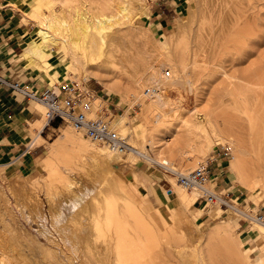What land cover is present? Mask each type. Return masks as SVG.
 I'll return each instance as SVG.
<instances>
[{"label":"bare ground","instance_id":"bare-ground-1","mask_svg":"<svg viewBox=\"0 0 264 264\" xmlns=\"http://www.w3.org/2000/svg\"><path fill=\"white\" fill-rule=\"evenodd\" d=\"M234 2L188 1L163 42L148 25L134 23L135 18L147 15L146 0H34L29 10L23 11L24 21L32 23L34 32L29 35L22 58L44 71L47 77L59 68L64 76L75 77L82 72L129 107L137 105L142 118L138 125L141 133L134 134L127 112L117 114L113 125L127 146L115 152L92 143L67 124L61 137L88 167L89 175L87 172L85 176L79 174L82 177L79 179L67 166L68 170L59 171L55 165V147L48 144L50 151L45 157V166L50 173L37 179L42 178L46 189L50 185L46 191L50 224L63 247L54 233L42 224L38 226L46 242L26 230L9 206L0 184V234L5 238L0 241L3 249L0 264H155L152 252L163 240L170 249L174 247L177 255L189 256L190 264H205L206 255L212 261L219 241L227 250L235 242L243 263L264 264V256L247 259L240 249L242 240L233 231L230 221L216 222L200 234L202 238L199 235L202 244L196 242V235L202 233L201 223L194 222L195 217L187 213V208L193 204L197 190L187 191L170 178L176 193L174 207L167 210L156 207L154 213H148L136 200L140 180L135 173L132 172L135 178L127 181L117 167L110 166L111 161L127 153L130 158L140 157L185 172L201 163L197 161L192 168L187 165L189 157L200 156L197 158L201 159L211 149L215 138L232 152L226 163L233 182L250 190L264 187V59L258 61L255 68L250 66L236 74L222 66L215 51L210 52L212 43L233 15ZM210 8L216 11L213 16ZM236 10L234 18L240 11ZM232 20L234 23L235 19ZM53 54L58 59L55 65L49 61ZM176 55L181 58L179 61L174 59ZM164 66L173 73L170 71V75L165 76ZM205 69L210 78L219 75L208 81L211 87L202 93L206 96L205 106L186 109L180 104L181 99L168 96L171 90L198 88L202 79L195 73ZM77 83L81 86L83 81ZM36 105L39 110L43 108L39 103ZM120 123L126 127L121 128ZM40 126L35 123L32 127ZM36 138L38 142L44 141L39 135ZM145 142L150 144L154 156L145 150ZM174 157L181 162L188 161L184 166L179 164L181 168L177 169ZM6 166H0V178L6 180L16 203L20 195L23 197V204L31 209L26 217L42 215L41 201L28 194L21 176L5 177ZM95 169L104 172L96 192L77 195L76 189L82 191L90 186ZM51 175H56V180L52 181ZM34 184L29 183L32 192ZM53 196L65 199L61 209H54ZM219 209L210 210V216L218 217ZM202 210L199 211L203 213ZM250 213L253 215L252 211ZM248 219L257 225L254 229L257 243L264 247V224ZM231 257L234 256L231 254Z\"/></svg>","mask_w":264,"mask_h":264},{"label":"rangeland","instance_id":"rangeland-1","mask_svg":"<svg viewBox=\"0 0 264 264\" xmlns=\"http://www.w3.org/2000/svg\"><path fill=\"white\" fill-rule=\"evenodd\" d=\"M165 1L171 2L172 8L174 9V10H170L169 12L167 11L169 17L167 19L166 24H162V23H156L155 25L150 24L148 17L150 16L151 11H153L155 8H158V7H160L161 9H164V6L161 5L160 3H163ZM188 1H191V0H146L147 10H148L147 15H142L140 17L135 18L134 23H136L138 25H144V26L148 25L151 28V30L154 32V34L156 35L158 40H161L163 42V41H165V36L169 32L172 31V25H173L174 19L178 15L183 14V8L187 5ZM33 2H34V0H33ZM235 3H236V5H235ZM234 5H235L234 11L236 10V8L238 11L240 9V11L237 12V10H236L237 13H235V15H236L235 18L233 16L234 11H232L233 15L232 14L231 15L233 17L232 16L230 17V20H229L230 23L228 22V25H227V27H229V28L224 27L223 28L224 31H223V29L221 30V32L223 31L224 34H223V32L222 33L219 32V35H217L218 37H216V38H218L217 40L219 42L217 40H214V42L211 45L210 52L212 53L215 51L214 53L217 54V57L219 56L221 58L222 66L223 67L225 66L224 68H226L229 72H236V74H237L239 72V70L247 69L250 66L255 68L258 61H260L261 59H264V0H239V1L235 0ZM57 8L58 7H56V9ZM210 9H209V12L212 14V16H213V14H216L215 9H213V8H210ZM232 18L235 19L234 23L232 22L233 21ZM238 21L240 23H238ZM241 21H243V23ZM237 23L240 26L237 25ZM28 24L32 25L31 22H29ZM229 24H232V25L229 26ZM33 32H34V27H32L30 35ZM214 44H215V46H214ZM25 49H26V47L24 48V50ZM212 49H213V51H212ZM175 57H176V59H175ZM179 58L180 57L178 55L174 56V59L177 61H179L181 59V58L180 59ZM216 60H219V59H213V60L210 59V61H212V62L213 61L215 62ZM49 61L52 64L58 62L57 56L55 54H53V56L51 58H49ZM24 63L27 66H30L34 69L37 68L31 62L24 61ZM209 66H210V64L208 65V67ZM163 68H165V69L168 68L172 72L171 68H169L168 66H164ZM36 70H39V69L37 68ZM39 71H42V70L40 69ZM61 71L62 70L60 68L57 69L56 71H54V73H55L54 75H56L57 78L54 75H49V77H47L45 74V82L43 83V86L51 85L52 83L60 82L61 80H65V81L69 80L70 81V80L74 79L77 82L87 80V84L93 90L97 91L99 95L104 97V99H107L109 106H110V109H111V113L113 115V119L115 118V116L117 114H124L125 112H127V115L130 117V124L133 126L134 134H135V132H137L139 134L141 133V130L138 127V125L142 121V118H141L140 114L138 113L139 109H138L137 105H133L132 107H129L118 96L111 94L99 82H97L95 79H93L89 76H85L82 72L77 74V76L72 77V74L64 76V74H62ZM201 71L202 72L199 71L200 73L199 72L195 73L198 76L200 75V79L203 80V81L199 80L201 85H199L198 88H196V86H195V87L189 88L188 90H181V91L171 90L168 92V96H170L174 100L181 99L180 104L183 107H185L186 109L192 110V108L194 109L195 107H197V109H199V108H202L203 106H205L206 96L202 95V93L206 92L208 90V87H211L208 85V83L215 80L216 76H219V75H216V76L213 75L210 78L207 75L208 73H207L206 69L201 70ZM207 77H209V78H207ZM213 84H215V82ZM82 85L84 86V82L82 83ZM200 86L202 87V89H199ZM33 104L36 107H38V105H36V103H33ZM40 111L42 114L44 111V108H42ZM55 121H58V120H55ZM55 121L50 123L49 125H46L47 128H46L45 133H44L45 134V140L41 141L44 143V146L41 148L40 151H38L39 153H38L37 157L35 158V162L30 168H28L26 170L5 168V171H4L5 177H9L13 174V175H19L24 179V180L21 179V181L25 184L28 194L32 195L34 198L37 197L41 201L43 214L42 215L37 214L35 217L27 218L26 214L30 208L23 204V202H22L23 197L20 195L18 198L19 200L16 203L13 195L8 190L6 180L0 178V184L3 186V188L7 194L9 206L14 211L18 221L26 228V230L36 234L37 237L42 242H46V239H45L44 235L41 233V231L39 230V226H38V225L42 224L54 233L59 244L62 245V247H63L64 244L60 241L55 230L52 228V226L50 224L49 203L46 199V195H47L46 191L48 189H50V185H49V188L46 189L45 185L42 183L43 182L42 178L44 176H47L50 173L49 170L45 166V157L47 156V154H49V151H50V146L48 144L52 143L55 147L54 149L56 151L55 150L54 151H55L56 155L55 154L54 155H55L56 160H57L55 165L59 169V171L61 170L63 172L64 169L68 170V168H69L71 170H68V171H70L74 177L79 179V177L82 178L81 176H79V174H82L83 176L87 175L88 172H87L86 168H88V167L83 161H82L83 164L81 161H79V159H78L79 156H77L76 151L72 150L71 149L72 147L69 144H67L63 140V138L61 137V134L64 132V128L67 126V123L64 121H58V122H55ZM43 122H44V117L42 115V120H41V122H38V123L41 124ZM118 126H120L121 128L126 127V125L123 123L118 124ZM215 143L217 144V142L215 141V138H213L211 141V145H212V147L210 149L211 151L209 150L201 158L202 161L200 158H197L200 156H190L189 157L190 161L188 162L187 165L191 166L193 168L196 165L197 161L198 162H199V160H200V162L207 161L209 159V157L212 156L214 147L216 145ZM218 144L220 145L221 143H218ZM144 146H145V150L147 151V153L150 156H154V154H153L154 152L150 148V144L148 142H145ZM125 155H127V156H125ZM223 158H227V157H223ZM173 161H174L173 162L174 166L178 169L179 167L181 168V165L184 166L188 160L181 162L179 160V158L174 157ZM179 164H181V165L179 166ZM226 165H227V163H226ZM110 166L117 167L119 169V171L121 172L123 178L127 181L133 180L135 178L134 175L132 176V172L134 171L135 176L140 180V182L137 181L136 200L138 199V203L140 204V208L143 211L148 212V213H154L156 210V207L160 208L162 210H167V208H169V207L170 208L174 207L175 200H176V193L173 189L172 181L170 178H172L173 180H175V178H174L173 174L166 172L160 164L153 162V161H146L145 159H142L140 157H136L135 159L132 157L130 158V157H128V154L125 153L124 155H122L120 157L119 160L111 161ZM151 171L154 173H158L163 179H165L164 181L166 183L168 182V185L172 190L171 195H170V202L167 205L161 204L154 196H152L149 192V189H148L149 184H146L145 182H143V179H141V176L143 173L146 172L148 175V173H150ZM84 172H85V174H84ZM77 173H78V175H77ZM140 173H142V174H140ZM227 174H228V178H226V182L221 181V183H219V185L228 189V191L230 192L229 197H230L231 201L235 202L237 205H239L243 208H247L248 211H252L253 213H255V212H263L264 213V187L256 186L252 190L244 188V187H240L233 182V180L231 179V174L228 172V170H227ZM88 175H89V173H88ZM51 176H52L51 177L52 181L56 180V175H51ZM148 176L150 177V175H148ZM38 177H42L41 180H40V178L37 179ZM132 177H134V178H132ZM103 178H104V172L101 170L96 171V169H95V176L90 177V181H91L90 186L85 187L86 190H82V191H78L79 189H76L77 190L76 194L77 195H85L86 192H87V194L88 193L94 194V192H96V188H98V186L102 182ZM152 178H153V176H152ZM25 180H26V182H25ZM34 180H36V182H34ZM149 181L151 184L152 180H149ZM29 183L30 184L35 183L34 184L35 185L34 192H32L33 190L30 188ZM52 202L54 204L55 210L58 208L61 209L62 205L65 202V199L60 197V196H53ZM203 206H205V207L203 208ZM1 207H3V205ZM213 208L214 207L203 205V203L201 201L193 202V204L187 208V213L190 214L191 216L195 217L194 222L201 223L200 231L202 233H198L197 234L198 236L196 235V239H195L196 242H199L201 245L202 239H200V237L202 238V236L200 234L207 232L211 226L216 224V222H218L220 220H226V221H230V224L233 228V231L235 230L234 232L239 234L240 239L242 240L240 249L242 250V252H245L247 259L255 260L258 256H262V257L264 256V247L259 246V244L257 243L258 238H257V234L254 230L257 225H255L254 223H252V221H249V220H245V221L239 220L238 216H236L233 213V211H229V210L222 213L221 209H219V216L216 218L211 217L209 212ZM20 209H22V211ZM200 209H203L202 210L204 212L203 214H201V212L199 211ZM199 235H200V237H199ZM0 237H1L0 241H2V242L5 241V238L2 237L1 234H0ZM164 242L165 241L163 240V242H161V244H159V246H157V247H155V249H153L154 251L152 253L156 257V263L155 264H157V263L158 264H188L189 259H190L189 256L184 255V254H183V256H181L179 254L177 255V253L174 252V247H172L170 249L169 244H167L168 242L167 241H166V243H164ZM234 245H236L235 242L231 243V247L227 250L224 246H222V243H220V241H219V247H216L215 255L212 253L213 254V257L211 256L212 261L209 259V257L207 255H206V257L208 258V260H206V257H204L205 264H245V263H243L242 257L239 256V251L237 249V245L236 246H234ZM167 246H168V249H167ZM0 250H1L0 252H2L3 249L0 248ZM229 250H231V251H229ZM184 251L188 252L189 250L185 249ZM231 252H234V253H231ZM231 254L234 257H231ZM236 256L239 258H237ZM245 261L246 260L244 259V262ZM189 264H190V262H189Z\"/></svg>","mask_w":264,"mask_h":264},{"label":"crops","instance_id":"crops-1","mask_svg":"<svg viewBox=\"0 0 264 264\" xmlns=\"http://www.w3.org/2000/svg\"><path fill=\"white\" fill-rule=\"evenodd\" d=\"M32 2L33 0H0V73L7 79L26 82L40 89L44 87L45 72L27 66L24 63L26 60L21 57L33 27L24 21L23 11H28ZM160 4L164 9L158 7L151 11L148 17L150 24H166L168 12L174 10L169 1ZM33 103L20 92L0 86V165H7L6 168H30L38 151L44 146L43 142H38L36 136L39 135L45 140L47 127L45 122L40 127H32L42 120L41 111ZM209 165L211 180L218 184L221 181L226 182V160L216 159L210 161ZM143 174L141 179L149 184L150 194L161 204L167 205L172 192L168 182L152 171L148 173L150 177L146 172ZM149 180H152L151 184Z\"/></svg>","mask_w":264,"mask_h":264},{"label":"built area","instance_id":"built-area-1","mask_svg":"<svg viewBox=\"0 0 264 264\" xmlns=\"http://www.w3.org/2000/svg\"><path fill=\"white\" fill-rule=\"evenodd\" d=\"M164 75L169 76L170 70L165 69ZM83 82L84 86H79L77 81L61 80L38 89L26 82L7 79L0 73V86L10 87L24 95L27 100L43 106L45 125L55 120L64 121L96 145L105 146L115 152L124 150L127 145L113 125V115L107 99L93 90L87 80ZM231 156L232 153L226 145L217 143L212 156L193 169L180 172L164 164L161 166L166 172L173 174L175 181L184 189L198 191L194 202L201 201L203 205L218 207L222 213L233 211L239 220L252 218L264 224L263 212H255L252 215L247 208L231 201L228 189L211 180L210 161L227 160Z\"/></svg>","mask_w":264,"mask_h":264},{"label":"trees","instance_id":"trees-1","mask_svg":"<svg viewBox=\"0 0 264 264\" xmlns=\"http://www.w3.org/2000/svg\"><path fill=\"white\" fill-rule=\"evenodd\" d=\"M59 121V120H58ZM58 121H55V122H58Z\"/></svg>","mask_w":264,"mask_h":264}]
</instances>
